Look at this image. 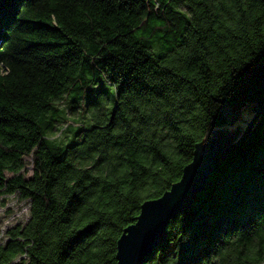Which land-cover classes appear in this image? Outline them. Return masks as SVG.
I'll return each mask as SVG.
<instances>
[{"label":"trees","instance_id":"16d2710c","mask_svg":"<svg viewBox=\"0 0 264 264\" xmlns=\"http://www.w3.org/2000/svg\"><path fill=\"white\" fill-rule=\"evenodd\" d=\"M263 107L264 0H0V195L29 203L0 264H118L142 203ZM145 264H264V112Z\"/></svg>","mask_w":264,"mask_h":264},{"label":"water","instance_id":"95a60500","mask_svg":"<svg viewBox=\"0 0 264 264\" xmlns=\"http://www.w3.org/2000/svg\"><path fill=\"white\" fill-rule=\"evenodd\" d=\"M263 112L264 107L255 113L241 136L231 144L208 139L196 145L193 160L184 167L181 179L160 197L145 200L136 222L124 229L117 241L118 264L148 261L154 249L166 239L171 220L195 202L209 175L234 148L244 143Z\"/></svg>","mask_w":264,"mask_h":264},{"label":"rangeland","instance_id":"374dc122","mask_svg":"<svg viewBox=\"0 0 264 264\" xmlns=\"http://www.w3.org/2000/svg\"><path fill=\"white\" fill-rule=\"evenodd\" d=\"M92 90L98 91V86L95 85ZM63 105L65 106L66 104ZM111 106V102H108L107 110H110ZM251 119L250 115L244 114L234 125L215 129L209 139L216 140L226 145L231 144L241 136ZM65 121L67 122L66 125ZM60 124L62 129L68 125L64 130L63 136H65V143L73 144L75 139L79 140L80 138L75 137L72 139V135L68 130L74 131V129H77L80 125L90 126L91 122H89L87 117L83 116V109L79 108L75 113L63 115L60 118ZM28 159L31 160L30 157ZM27 168L30 170L28 173V175H30L32 173V165H28ZM28 219L29 203L27 201L20 200L15 196L5 197L0 195V243L7 240L6 231L9 228H12L16 224H24Z\"/></svg>","mask_w":264,"mask_h":264}]
</instances>
